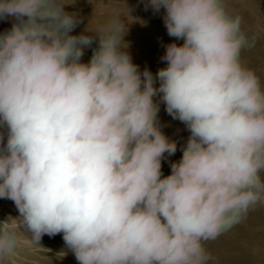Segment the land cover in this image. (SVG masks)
<instances>
[{"label":"clouds","instance_id":"9594fccd","mask_svg":"<svg viewBox=\"0 0 264 264\" xmlns=\"http://www.w3.org/2000/svg\"><path fill=\"white\" fill-rule=\"evenodd\" d=\"M66 5L0 0V198L33 240L62 233L79 264H208L204 242L264 203V88L241 61V16L226 0H144L183 41L153 74L118 14L73 35ZM161 103L190 133L168 175ZM18 243L0 228V258Z\"/></svg>","mask_w":264,"mask_h":264},{"label":"rangeland","instance_id":"374dc122","mask_svg":"<svg viewBox=\"0 0 264 264\" xmlns=\"http://www.w3.org/2000/svg\"><path fill=\"white\" fill-rule=\"evenodd\" d=\"M62 2L67 4L65 11L75 12L79 17L73 35H78L85 29L95 31L118 14L121 20L126 21L123 40L127 44V51L141 70L147 67L155 74L158 68L166 66V62L161 59L165 46L173 41L183 43L168 35L162 18L163 9L160 13H154L151 8L146 10L144 0ZM226 3L230 12L241 16V29L249 40V45L241 51V61L256 73L264 88V0H226ZM11 24L12 18L0 19V32L9 29ZM96 45L97 41H94L91 47L84 49L82 61L90 59ZM158 116L162 131L175 139L178 145L174 155L167 157L166 154L162 160V172L168 175L171 171L169 160L177 161L182 157L180 145L190 133L182 122L167 114L163 103ZM19 215L12 200L0 198V228L14 225L19 237L15 251L0 258V264H79L74 253L65 244L62 233L55 236L44 234L37 242L32 239V234L18 218ZM204 246L212 257L208 264H264V203L251 207L237 224L216 239L204 242Z\"/></svg>","mask_w":264,"mask_h":264}]
</instances>
